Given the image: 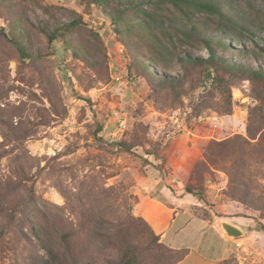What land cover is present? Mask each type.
Here are the masks:
<instances>
[{"label": "rangeland", "instance_id": "1", "mask_svg": "<svg viewBox=\"0 0 264 264\" xmlns=\"http://www.w3.org/2000/svg\"><path fill=\"white\" fill-rule=\"evenodd\" d=\"M129 1L157 10L153 0ZM223 9L232 17L245 11L263 46L264 0H233ZM162 13L170 18L158 22L166 32L155 30L172 60L152 64L156 76L168 73L176 86L149 83L111 19L95 4L0 0V264H45L51 251L65 253L70 264H120L129 244L136 246V264H173L174 253L162 249L135 217L137 186L147 177L161 179L158 186L166 184L179 195L189 194L195 212L217 224L244 217L253 224L263 220L264 129L251 140L255 149L245 150L252 171L244 179L229 175L246 161L232 142L212 146L220 153L212 163L204 147L249 137V111L259 104L255 94L264 92V79L233 75L232 109L226 113L227 91L215 76H229L202 65L183 66L178 60L185 54L208 56L180 28L195 24L215 37L217 18L197 13L187 22L174 8H163ZM77 19L98 31L101 39L89 29H75L62 31L51 43L42 32ZM138 33L125 38L135 52L152 56V39ZM16 34L30 59H21L11 41ZM227 40L231 46L220 50L225 57L264 67V54L253 41ZM69 43L87 48L88 63L73 57ZM121 140L132 149H121ZM187 186L201 190L206 202L188 193ZM201 231L192 223L180 232L187 239L186 254L201 247ZM67 232L72 233L69 252ZM238 239V249L214 264H264V235L248 232ZM196 251L182 264L202 262Z\"/></svg>", "mask_w": 264, "mask_h": 264}, {"label": "trees", "instance_id": "2", "mask_svg": "<svg viewBox=\"0 0 264 264\" xmlns=\"http://www.w3.org/2000/svg\"><path fill=\"white\" fill-rule=\"evenodd\" d=\"M87 2L89 5L95 4L99 8L103 9V11L108 15L113 24L115 25V32L122 37L124 44L127 46L129 51L132 53V59L139 63L142 68L143 75L147 78L149 83L154 84L157 83L161 86H165L171 84L173 86L178 85L175 83V77L169 75L168 73L163 74L162 77L156 76L157 71L154 70L153 64L162 65L163 61H171V56H165V54L169 53V48H167L163 42L160 40L161 33H165V30H162V26L159 25V21L164 18H168L164 16L163 8H174L181 17L187 22H191L192 17L197 13H204L210 16H214L217 18V28L216 32H219V35L212 37L211 32H208L204 28L198 27L195 24H192L191 27L185 29L180 28L179 32L188 40H194L200 45L196 47H201L202 49H206L208 51V56L206 58L203 57H194L190 54H185L181 57H178V60L183 64V66L194 65L196 66H205L208 71L218 73L222 72L223 74L229 76L227 80H225L222 76H215V79L219 80L221 86L226 89V99H228V108L225 110L226 113H230L232 109V99L231 98V88L235 86L233 82V75L240 74L242 76H246L247 74H251V76L257 80L264 79V67H253L249 66L243 62H234L230 58L225 57L220 50L228 49L230 47L231 42L227 40V37H232L233 41L241 42L243 37H246L254 42V45L264 54V44L263 46L259 45V41H263L258 36V31L254 30L250 24L247 22L246 13L243 10H240L234 17L229 16L223 9L224 4H232L233 0H153L155 5L157 6V10L159 11H149L145 8L143 2H134L129 0H83ZM141 15V17H140ZM170 20V18H168ZM152 24V27L151 25ZM153 26H155L153 28ZM157 28V30H155ZM82 30L89 29L96 37L100 38V33L98 31H93L91 28L82 21V19L72 20L70 22L64 23L60 25L58 28L54 29L51 32L47 30H42L47 37L49 42L55 43L58 37L61 35L62 31H72V30ZM135 30H138V36H142L146 34L149 38L152 39L151 43H149L148 47L152 50V56H142L138 52H135L128 42L127 38H125L128 34H135ZM209 33V34H208ZM5 34V31H3ZM15 34V33H14ZM169 34V33H168ZM159 36V37H158ZM13 44H15L21 59L26 60L30 59L31 53L28 51L26 44L23 40L20 39L19 35L16 34L14 39H11ZM69 50L74 55V58L81 59L84 62L88 63V53L87 48L83 45L75 46L72 43L68 44ZM165 65V64H164ZM165 68V66H164ZM256 99L259 101V104L252 107L249 111V123L247 127L248 138L239 136L235 139H231L227 142H213L212 144L204 147V156L210 163L218 161L220 158V153H215L212 149L213 145H226L229 142H232L233 146L242 152H239L240 155L244 156L246 161L243 159L242 163L239 166L240 171L233 173L229 171L230 177L233 179L234 175L238 178L241 177L244 179L247 173H251L252 168L248 163V159L245 154V150H254L255 148H251L253 145L251 140L255 139L257 133L264 129V92L261 94H255ZM102 128L100 127L98 131ZM98 133V132H97ZM236 140H239L237 142ZM239 143V144H236ZM118 146L121 147L124 151H130L132 147L125 140H121L117 142ZM241 146V149L238 147ZM217 155V159H213L212 156ZM253 160V159H252ZM200 164H204V160L197 163L195 166V171L198 170ZM252 175V174H251ZM242 185L249 189L247 183H242ZM186 191L188 193L194 194L198 196V198L204 202H206V197L204 193L196 188L195 190L187 186ZM249 192V191H248ZM247 192V193H248ZM247 197H243L241 201H246ZM261 213L259 217L264 219V208H261ZM135 217L141 221H143L150 230V233L154 239V241L162 248L169 249L174 253L173 255V264H177L181 261L187 254L186 250H176L168 247L163 242H161V237L155 233L151 225L139 215H135ZM250 231H259L264 233V224L260 221H257V224L254 226H249ZM72 236L71 232H67L64 235L65 248L69 252L70 251V238ZM49 256L50 258L45 260V264H70L68 257L65 253L61 255H57L55 252L51 251ZM120 264H136L137 263V253L136 246L133 244L127 245L126 249L122 253V257L119 260Z\"/></svg>", "mask_w": 264, "mask_h": 264}, {"label": "crops", "instance_id": "3", "mask_svg": "<svg viewBox=\"0 0 264 264\" xmlns=\"http://www.w3.org/2000/svg\"><path fill=\"white\" fill-rule=\"evenodd\" d=\"M147 178L144 185L137 186L140 198L134 206V211L151 225L155 233L161 237L162 242L173 249L183 250L185 248L186 250L187 245L184 242L187 239L185 234L180 232L185 231L193 223L202 228L201 247L195 249L198 250L196 251L197 257L202 259V262L198 261L197 264H214L226 259L238 249L240 240L227 236L220 225L221 223L217 224L214 219L195 212L190 204L189 194L179 195L166 184L158 186L161 179ZM247 219L245 217L242 220L227 219L225 222L240 228L244 234L250 232V236L264 235L259 231H250L249 226H254L257 222L254 224L251 221L244 222ZM177 221H180V224L176 230L174 225ZM260 222L264 224V219ZM244 225H246V230ZM195 250L189 248L185 259L177 264H182L183 261L190 258ZM208 252H211L210 255Z\"/></svg>", "mask_w": 264, "mask_h": 264}, {"label": "water", "instance_id": "4", "mask_svg": "<svg viewBox=\"0 0 264 264\" xmlns=\"http://www.w3.org/2000/svg\"><path fill=\"white\" fill-rule=\"evenodd\" d=\"M220 225H221L222 229L225 231L227 236H230L233 238H240L244 235V232L240 228H238V227H236V226H234L228 222H221Z\"/></svg>", "mask_w": 264, "mask_h": 264}]
</instances>
